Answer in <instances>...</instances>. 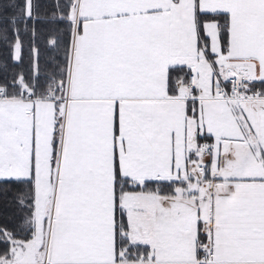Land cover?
Returning <instances> with one entry per match:
<instances>
[{
    "label": "snow or ice",
    "instance_id": "1",
    "mask_svg": "<svg viewBox=\"0 0 264 264\" xmlns=\"http://www.w3.org/2000/svg\"><path fill=\"white\" fill-rule=\"evenodd\" d=\"M0 47V264H264V0H0Z\"/></svg>",
    "mask_w": 264,
    "mask_h": 264
},
{
    "label": "trees",
    "instance_id": "2",
    "mask_svg": "<svg viewBox=\"0 0 264 264\" xmlns=\"http://www.w3.org/2000/svg\"><path fill=\"white\" fill-rule=\"evenodd\" d=\"M7 58V53L4 51V49L2 47H0V61H3L4 59ZM8 63L9 65L11 66L12 64V61L9 59L8 60ZM28 65H29V57H28V53H27V50H25L24 52V62L22 65H19L11 70H14V71H20V70H24V69H27L28 68ZM1 220V219H0Z\"/></svg>",
    "mask_w": 264,
    "mask_h": 264
},
{
    "label": "rangeland",
    "instance_id": "3",
    "mask_svg": "<svg viewBox=\"0 0 264 264\" xmlns=\"http://www.w3.org/2000/svg\"><path fill=\"white\" fill-rule=\"evenodd\" d=\"M12 211L13 209L5 206V204L2 201H0V219L1 220L9 216Z\"/></svg>",
    "mask_w": 264,
    "mask_h": 264
}]
</instances>
